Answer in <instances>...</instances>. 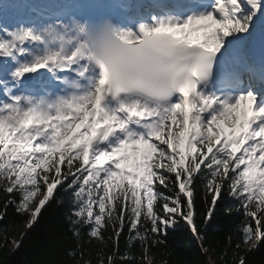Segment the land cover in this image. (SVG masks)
I'll return each mask as SVG.
<instances>
[{"label": "snow or ice", "instance_id": "snow-or-ice-1", "mask_svg": "<svg viewBox=\"0 0 264 264\" xmlns=\"http://www.w3.org/2000/svg\"><path fill=\"white\" fill-rule=\"evenodd\" d=\"M26 7L29 0H0V87L11 100L0 102V189L19 196L7 204L28 213V227L50 201L64 203L66 196L75 237L88 226L90 238L117 244L127 228L129 245L139 241L145 264H153L151 245L166 243L160 237L179 230L181 221L202 239L195 202L202 186L205 225L218 201L229 215L237 201L245 217L241 242L256 250L264 240V107H256V95L242 94L234 103L203 96L196 74L178 87L181 101L171 102L164 115L127 102L112 89L106 67L96 68L80 54L85 19L79 0L51 11L49 23L21 20L9 27ZM262 7L264 0H217L220 19L208 13L157 20L122 38L132 43L165 34L214 55L221 38L247 31ZM39 69L47 73L35 75ZM26 74L34 75L25 80ZM30 82L44 94L34 95ZM15 89L23 94L11 95ZM108 227L115 237L106 240ZM108 264H115V255ZM239 264H246L243 257Z\"/></svg>", "mask_w": 264, "mask_h": 264}, {"label": "trees", "instance_id": "trees-1", "mask_svg": "<svg viewBox=\"0 0 264 264\" xmlns=\"http://www.w3.org/2000/svg\"><path fill=\"white\" fill-rule=\"evenodd\" d=\"M195 196L196 223L202 239L194 237L181 221L179 230H169L167 237H160L166 243L151 245L149 241L153 264H239L241 257L246 264H264V240L254 251H249L251 246L241 242L239 227L245 217L242 209L236 210L237 201H231L234 207L230 215L218 201L215 214L206 226L202 186L196 187ZM10 199L18 201L19 196L0 189V214L3 215L0 219V264H101V261L108 264V257L113 255L115 264H145L143 247L139 241L129 245L127 228L117 244L107 240L109 236L115 237L111 227L103 231L107 244L90 238L88 226L81 229L80 238L75 237L69 231L71 204L66 196L64 203L59 199L50 201L31 227H28V213H18L14 205L7 204ZM208 199L210 201L211 197ZM238 242L239 248L236 247ZM126 253L133 259L129 260Z\"/></svg>", "mask_w": 264, "mask_h": 264}, {"label": "clouds", "instance_id": "clouds-1", "mask_svg": "<svg viewBox=\"0 0 264 264\" xmlns=\"http://www.w3.org/2000/svg\"><path fill=\"white\" fill-rule=\"evenodd\" d=\"M80 54L91 65L106 67L113 90L120 98L139 102L164 115L183 83L208 79L214 55L165 34H151L132 43L122 37L127 31L111 20L81 23Z\"/></svg>", "mask_w": 264, "mask_h": 264}, {"label": "rangeland", "instance_id": "rangeland-1", "mask_svg": "<svg viewBox=\"0 0 264 264\" xmlns=\"http://www.w3.org/2000/svg\"><path fill=\"white\" fill-rule=\"evenodd\" d=\"M251 24H253V21L251 22ZM253 29V27H249L248 28V30L247 31H245V32H240V34L243 36V38L244 37H246L247 36V33H249V31H251ZM223 39V37L221 38V40ZM179 119V118H178ZM229 123H231V118H229ZM175 128H176V131H179L180 130V128L178 127V126H175ZM167 130L168 129H166L165 131L167 132ZM155 143H159V141H155Z\"/></svg>", "mask_w": 264, "mask_h": 264}, {"label": "bare ground", "instance_id": "bare-ground-1", "mask_svg": "<svg viewBox=\"0 0 264 264\" xmlns=\"http://www.w3.org/2000/svg\"><path fill=\"white\" fill-rule=\"evenodd\" d=\"M237 41V39H234L233 42ZM40 73V69L37 72V75ZM28 76H30L29 74L26 75L25 79H28Z\"/></svg>", "mask_w": 264, "mask_h": 264}]
</instances>
